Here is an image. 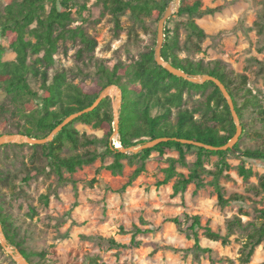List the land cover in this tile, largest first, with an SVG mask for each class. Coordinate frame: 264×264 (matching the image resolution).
<instances>
[{
	"label": "rangeland",
	"instance_id": "rangeland-1",
	"mask_svg": "<svg viewBox=\"0 0 264 264\" xmlns=\"http://www.w3.org/2000/svg\"><path fill=\"white\" fill-rule=\"evenodd\" d=\"M12 0H0V11ZM70 28H80L97 46L93 55L86 52L84 45L76 38L59 43L54 55V66L49 70V79L58 70L66 72L67 81L72 84H90L97 79L98 61L111 68L114 64H129L138 60L140 54L156 47L157 24L145 19L134 21L128 12L119 17V27L114 19L103 11L96 0H73ZM204 10H214L212 15L196 19V24L205 32L206 37L198 42L189 38L182 25V19L175 16L166 27L171 31L177 29L178 50L181 59L193 63L200 62L209 66L213 61L227 64L235 73L248 78V88L264 110V0H203ZM173 33L169 34V40ZM165 42V39H164ZM3 61L14 60L15 55L7 44ZM91 56H93L91 59ZM30 87L38 92L39 80L29 79ZM113 109L119 111L121 93L113 87L108 91ZM242 94L235 100L239 106L244 105L242 123L246 126L241 139L237 141L240 150L255 149L264 142V126L257 114L258 108L246 103ZM204 96L200 92L185 91L182 109L202 110ZM10 103L5 93L0 90V138L16 136V126L21 124L7 110ZM35 108L37 103L30 102ZM7 109V110H6ZM172 121L176 110L173 109ZM199 113L195 115L199 118ZM80 133L101 138L102 132L94 131L88 126L76 125ZM11 132V133H9ZM239 137V138H240ZM117 138L113 136L115 145ZM24 142L4 143L0 146V171L8 175L10 181L0 183V205L11 217L17 230L16 240L27 252L44 253V258H32V264H89V257H96L98 264H240L238 256L244 236L235 232L230 243L222 245L206 239L202 230L198 231L201 248L211 253L192 251L193 239L179 232L168 221L169 218L183 214L199 216L201 225L225 235V224L234 216L243 223L257 222L254 209H264V194L250 189L257 185L264 174V163L256 160H244L246 169L253 175L243 180L238 175V166L242 159L238 152L228 154L230 166L228 179H222L221 185L225 196L240 194L247 198L243 203H230L221 208L217 204L216 193L209 185L210 176H205L206 186L195 192L194 185L176 196L172 193V182L157 187L163 179L162 169L167 166V157H176L170 153L159 158L152 153L146 162V172L141 174L125 191L121 188L127 182L134 167L124 162L121 175L112 176L110 172L99 169L100 161L77 170L73 175L63 173L65 183H59L55 174L42 159L31 161L32 151ZM189 154L187 160L193 161ZM216 157L206 158L204 166L213 171ZM111 163L108 158L104 166ZM44 170L27 183L22 182L21 173L33 168ZM98 170V173H96ZM178 172L187 174L186 169ZM23 174V173H22ZM16 177V180L14 179ZM95 179L90 186L89 182ZM75 183L73 186L72 183ZM48 195V205H44L41 196ZM137 226L143 233L136 235L140 243L138 248L129 247L131 234L121 235L120 228L130 232ZM113 238L124 249H110L99 245L93 238ZM14 252V247L11 246ZM0 264H18L0 245ZM248 264H264V247L255 252Z\"/></svg>",
	"mask_w": 264,
	"mask_h": 264
},
{
	"label": "trees",
	"instance_id": "trees-1",
	"mask_svg": "<svg viewBox=\"0 0 264 264\" xmlns=\"http://www.w3.org/2000/svg\"><path fill=\"white\" fill-rule=\"evenodd\" d=\"M72 2L73 0H12L0 11V40H3L15 55L14 60L3 61L6 49L0 43V90L5 93L11 105V109H6L7 112L22 122L16 126L15 132L29 139H46L66 119L81 114L64 124L50 142L27 145L33 152L31 161L37 157L44 160L45 168L55 174L59 183L68 181L64 179L63 173L73 175L77 170L98 160L101 163L99 169L110 172L112 176H118L122 174L126 162L134 169L121 188L125 191L146 172V162L152 153H157L159 158L175 153L176 157L166 158L167 166L161 170L163 179L156 183L157 187L172 182L174 196L184 192L189 185H194L196 192L206 186L204 177L210 176L212 179L209 185L216 193L219 207L246 201L247 198L240 194L225 196L221 180L229 178L228 174H225L230 169L227 156L233 152L239 153L242 162L238 166V175L247 181L253 172L245 168L244 160L264 163V142L255 149L240 150L238 143L227 150L214 151L205 148L224 147L236 134V125L229 107L212 82L193 84L172 76L155 63L152 49L140 54L138 60L129 64L117 63L109 68L98 61L97 79L90 84H72L67 81L64 70H57L49 79V70L55 64L54 55L59 49L60 42L79 38L90 55L94 54L97 46L96 42L80 28H70L74 22ZM96 2L100 3L103 11L114 19L115 27L118 28L119 17L126 12L136 22L150 19L157 24L172 0H96ZM213 13L214 10L203 9V0H180L178 11L174 15L182 19L188 37L200 42L206 34L195 20ZM171 18L165 23L162 59L188 76H212L218 79L233 100L242 135L246 129L242 123V111L245 106L237 104L235 98L239 94H242L246 103L258 108L257 114L264 126V110L257 98L252 96L246 75L235 73L221 61H213L209 66H203L200 62L193 63L178 57L177 29L170 31L166 27ZM261 27H264V24ZM170 33L174 34L171 40L168 39ZM29 79L39 80L40 95L30 87ZM109 87H116L121 93L117 130L118 142L122 149L136 148L157 140L163 141L131 154L116 149L112 142L114 116L110 98H103L88 111ZM185 91L200 92L204 96L202 110L181 108ZM31 101L37 103L35 108L30 106ZM173 109L176 110L174 121L171 120ZM198 113L199 118H196L195 115ZM77 124L100 131L103 135L99 138L80 133L76 129ZM189 154L194 156L191 162L187 160ZM212 156L217 158V162L214 170L209 171L205 168L204 161ZM108 158L111 159V163L104 166ZM178 168L186 169L187 174L178 172ZM42 171L35 167L22 172L20 180L27 183ZM16 177L14 176L15 180ZM7 181H10L9 176L0 171V183ZM95 181L92 179L89 185L92 186ZM72 184L75 186L74 182ZM250 189L255 193L264 194V174L259 178L257 185H252ZM41 199L44 205H48V195H42ZM254 214L257 222L243 223L237 216L228 220L225 224V235L213 231L208 223L202 226L199 216L183 214L180 217L169 218L168 221L179 232L193 239L192 251L195 256L199 253H211V250L201 248L199 245V230L203 231L202 235L206 239L220 241L222 245L230 243L234 233L240 232L244 236V241L238 261L240 264H248L255 249L260 245L264 247V209H254ZM0 226L6 245L17 249L28 264H32L33 257H38L39 260L44 258L42 252H27L21 247L20 242L16 240L17 230L12 225L11 217L1 205ZM119 233L131 234L129 247L140 246L135 238L137 234L143 232L137 226L130 232L120 228ZM93 239L99 245H106L110 249L128 247L111 237ZM88 261L89 264H98L96 257H89Z\"/></svg>",
	"mask_w": 264,
	"mask_h": 264
},
{
	"label": "water",
	"instance_id": "water-1",
	"mask_svg": "<svg viewBox=\"0 0 264 264\" xmlns=\"http://www.w3.org/2000/svg\"><path fill=\"white\" fill-rule=\"evenodd\" d=\"M179 3L180 0H172V2L169 4V6L167 7V9L165 10V12L163 13L162 17L160 18V20L157 23V32H156V47L154 49V60L155 63L162 67L164 70H166L169 74H171L172 76L176 77V78H181L183 80H186L190 83L193 84H203L205 82H212L220 91V93L222 94L223 98L225 99L229 110L232 114L233 117V121L236 125V134L235 136L227 143V145H225L224 147L221 148H212V147H205L201 144H194L200 147H205L208 150H214V151H218V150H227L229 148H232L233 145L235 143H237V141L239 140V137L241 135V127L239 125V121L238 118L235 114L234 111V104H233V100L230 97L229 93L227 92L225 86L216 78L212 77V76H188L185 72L176 69L175 67H173L170 63L165 62L162 57H161V49L163 47V43H164V28H165V23L166 21L174 14L177 13L178 11V7H179ZM113 88V87H109L107 89H105L102 94L99 96V98L97 99V101L93 104V106L88 110H92L103 98L108 97V91ZM79 115L81 114H76L71 116L70 118L66 119L63 124L61 126H59L58 128H56L52 134L46 138V139H42V140H35V139H29L27 137H24L22 135H16V136H8V137H1L0 138V146L4 143H11V142H24L28 145H35V144H45L47 142H50L53 138V136L61 129V127L70 122L71 120H73L74 118H77ZM113 116H114V120H113V134L114 136L117 138L118 141V111L117 109H113ZM163 141V140H157V141H152V142H148L145 144H142L136 148H131L128 150H124L122 149L121 145L120 148L118 150L122 151L123 153H135L139 150L142 149H146V148H150L153 147L155 144H157L158 142ZM185 143V141H183ZM119 143V142H118ZM188 143H192V142H188ZM115 147V146H114ZM117 149V148H116ZM0 245L3 249H5L13 258L14 260L18 263V264H28L23 257L19 254V252L17 250H15L14 252L11 250V247L7 246L5 243V240L1 234V226H0Z\"/></svg>",
	"mask_w": 264,
	"mask_h": 264
},
{
	"label": "bare ground",
	"instance_id": "bare-ground-1",
	"mask_svg": "<svg viewBox=\"0 0 264 264\" xmlns=\"http://www.w3.org/2000/svg\"><path fill=\"white\" fill-rule=\"evenodd\" d=\"M115 148H117V149L120 148V145H119L118 141H115Z\"/></svg>",
	"mask_w": 264,
	"mask_h": 264
}]
</instances>
